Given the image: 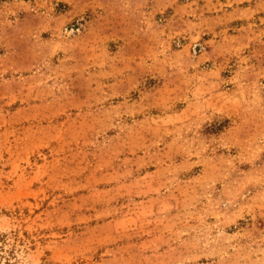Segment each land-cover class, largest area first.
<instances>
[{"label":"rangeland","instance_id":"rangeland-1","mask_svg":"<svg viewBox=\"0 0 264 264\" xmlns=\"http://www.w3.org/2000/svg\"><path fill=\"white\" fill-rule=\"evenodd\" d=\"M0 264H264V0H0Z\"/></svg>","mask_w":264,"mask_h":264}]
</instances>
